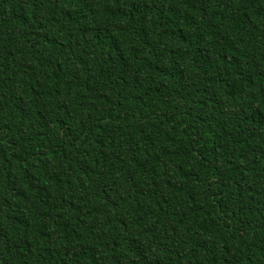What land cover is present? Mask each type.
Here are the masks:
<instances>
[{"label": "trees", "instance_id": "trees-1", "mask_svg": "<svg viewBox=\"0 0 264 264\" xmlns=\"http://www.w3.org/2000/svg\"><path fill=\"white\" fill-rule=\"evenodd\" d=\"M0 264H264V0H0Z\"/></svg>", "mask_w": 264, "mask_h": 264}]
</instances>
